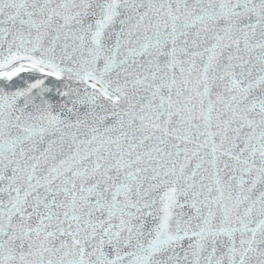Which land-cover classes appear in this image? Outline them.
<instances>
[{"label":"snow or ice","instance_id":"6c2138e0","mask_svg":"<svg viewBox=\"0 0 264 264\" xmlns=\"http://www.w3.org/2000/svg\"><path fill=\"white\" fill-rule=\"evenodd\" d=\"M0 264H264V0H0Z\"/></svg>","mask_w":264,"mask_h":264}]
</instances>
